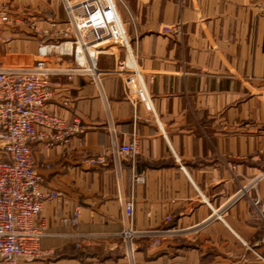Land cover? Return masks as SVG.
<instances>
[{"label":"crops","instance_id":"obj_1","mask_svg":"<svg viewBox=\"0 0 264 264\" xmlns=\"http://www.w3.org/2000/svg\"><path fill=\"white\" fill-rule=\"evenodd\" d=\"M4 2L22 24L6 31L3 64L83 62L59 0ZM123 3L150 109L116 74L102 77V90L85 77H51L46 111L79 120L84 132L50 149L31 145L44 188L66 200L44 203L41 250L65 256L75 244L95 245L97 264H128L119 233L131 198L135 264H264V214L253 203L264 202V0ZM175 24L182 36L161 32ZM123 57L110 45L97 64L112 69ZM112 131L119 144L136 139L138 154L112 157ZM96 156L105 162L86 163ZM76 207L79 223L64 226Z\"/></svg>","mask_w":264,"mask_h":264},{"label":"built area","instance_id":"obj_2","mask_svg":"<svg viewBox=\"0 0 264 264\" xmlns=\"http://www.w3.org/2000/svg\"><path fill=\"white\" fill-rule=\"evenodd\" d=\"M59 2L67 26L64 34H72L68 42L76 46L83 62L74 60L70 65L52 66L41 58L15 65L0 61V264H19L48 254L40 248L45 235V224L40 220L43 205L51 201L66 203L59 191L44 188V177L37 170L31 152L33 143L50 149L67 144L72 137L84 132L79 120L67 123L62 117L46 111L53 95L51 77L65 76L68 80L85 77L102 90V77L116 74L123 80L126 91L150 109V100L133 57L132 42L119 12L120 6L125 7L123 0ZM19 24L22 21L13 17L4 0H0V44L11 40L6 31ZM161 32L173 37L182 36L180 24L163 26ZM109 44L120 48L124 57L112 69H100L98 56ZM138 149L136 139L119 144L114 131L111 132L107 151L112 157L133 158ZM104 162L103 156L86 160L90 166ZM134 180L142 182L143 178ZM256 183V179L251 180L239 193L248 192ZM253 203L262 216L264 202L256 198ZM79 216L80 210L76 207L61 223L75 227ZM134 217L133 200H124L119 236L129 264H134V241L140 234L135 228Z\"/></svg>","mask_w":264,"mask_h":264},{"label":"rangeland","instance_id":"obj_3","mask_svg":"<svg viewBox=\"0 0 264 264\" xmlns=\"http://www.w3.org/2000/svg\"><path fill=\"white\" fill-rule=\"evenodd\" d=\"M113 45L114 44H111V46ZM108 46H110V44ZM121 242L124 253L125 246L122 240ZM66 253L67 254L65 256H59L56 254H45L32 261H20L19 264H97V246L95 245H83L81 243L75 244V247L68 248ZM125 260L129 264L128 259L126 257Z\"/></svg>","mask_w":264,"mask_h":264}]
</instances>
